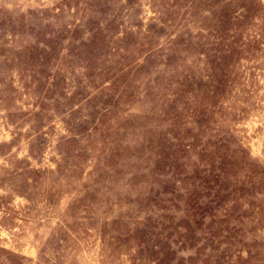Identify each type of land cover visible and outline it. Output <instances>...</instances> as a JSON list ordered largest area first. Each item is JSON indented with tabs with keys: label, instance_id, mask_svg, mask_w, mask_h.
I'll list each match as a JSON object with an SVG mask.
<instances>
[{
	"label": "rangeland",
	"instance_id": "1",
	"mask_svg": "<svg viewBox=\"0 0 264 264\" xmlns=\"http://www.w3.org/2000/svg\"><path fill=\"white\" fill-rule=\"evenodd\" d=\"M0 264H264V0H0Z\"/></svg>",
	"mask_w": 264,
	"mask_h": 264
}]
</instances>
